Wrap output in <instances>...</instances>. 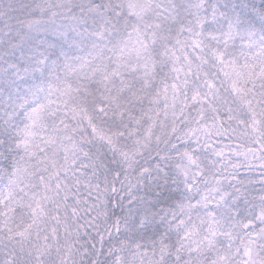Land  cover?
Wrapping results in <instances>:
<instances>
[{
    "label": "clouds",
    "instance_id": "clouds-1",
    "mask_svg": "<svg viewBox=\"0 0 264 264\" xmlns=\"http://www.w3.org/2000/svg\"><path fill=\"white\" fill-rule=\"evenodd\" d=\"M0 264H264V0H0Z\"/></svg>",
    "mask_w": 264,
    "mask_h": 264
},
{
    "label": "snow or ice",
    "instance_id": "snow-or-ice-1",
    "mask_svg": "<svg viewBox=\"0 0 264 264\" xmlns=\"http://www.w3.org/2000/svg\"><path fill=\"white\" fill-rule=\"evenodd\" d=\"M220 58L221 59L223 58V54L222 53L220 54ZM193 99L195 100L196 99V96H194Z\"/></svg>",
    "mask_w": 264,
    "mask_h": 264
}]
</instances>
